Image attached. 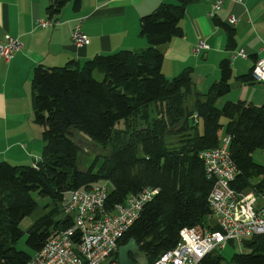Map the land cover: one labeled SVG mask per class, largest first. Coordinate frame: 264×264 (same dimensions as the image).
I'll use <instances>...</instances> for the list:
<instances>
[{
    "label": "trees",
    "instance_id": "trees-1",
    "mask_svg": "<svg viewBox=\"0 0 264 264\" xmlns=\"http://www.w3.org/2000/svg\"><path fill=\"white\" fill-rule=\"evenodd\" d=\"M69 1L53 0L47 7L49 17H56ZM195 1L161 3L142 16L145 49L99 54L82 64L72 60L63 66L35 67L32 105L44 147L33 164L0 163V264H26L52 236L73 223L64 210L69 193L103 181L110 184L106 200L110 212L147 187L158 190L120 240L121 245L133 239L150 264L176 246L182 230L195 226L216 230L209 203L214 181L207 176L200 153L219 146L224 136L230 137L237 168L232 188L264 192V164L253 158L255 150L264 151V103L238 100L217 106L231 88L232 59L220 62V79L206 92L194 84L192 68L171 79L162 70L161 47L184 35L181 21ZM80 4L74 0L75 8ZM213 19L225 28L227 48L234 50L235 29L216 15ZM253 67L237 80L255 82ZM77 132L107 151H93L95 158L84 164ZM34 193L50 201L28 229L26 251L17 243L24 235L21 221L38 206ZM241 246L228 258L221 251L211 252L200 264H264V235L244 239ZM112 258L118 261V250Z\"/></svg>",
    "mask_w": 264,
    "mask_h": 264
},
{
    "label": "crops",
    "instance_id": "crops-1",
    "mask_svg": "<svg viewBox=\"0 0 264 264\" xmlns=\"http://www.w3.org/2000/svg\"><path fill=\"white\" fill-rule=\"evenodd\" d=\"M52 1L0 0V39L9 34L21 43L9 61L0 58V163L29 165L41 158L42 127L34 121L32 105L36 66H63L72 60L82 64L99 54L145 49L148 42L140 35V18L161 3L176 2L81 0L80 6L75 8L74 0H70L56 17L50 18L47 7ZM212 1L196 0L186 7L181 21L184 35L161 47L164 74L171 79L185 68H192L194 84L206 92L220 79V62L231 58L230 91H235L236 95L230 94L226 100L254 103L255 94L264 100V86L258 85L263 82L243 84L237 80V76L250 72L256 59L264 58V0H226L216 13L217 19L226 24L230 15L238 18L233 26L236 31L234 50L227 48L225 28L210 16ZM38 19H50L53 24L41 28L36 25ZM78 22L89 38V43L81 47L74 44L71 36ZM200 40L208 48L197 52ZM241 49L247 56L233 58L232 54Z\"/></svg>",
    "mask_w": 264,
    "mask_h": 264
},
{
    "label": "built area",
    "instance_id": "built-area-1",
    "mask_svg": "<svg viewBox=\"0 0 264 264\" xmlns=\"http://www.w3.org/2000/svg\"><path fill=\"white\" fill-rule=\"evenodd\" d=\"M225 1L213 0L210 16L214 17ZM237 21L236 16L230 15L227 22L233 27ZM52 24L50 19L36 20L41 28ZM71 36L77 46L89 43L80 22ZM20 47L18 38L6 34L0 39V58L9 61ZM201 48H208L202 40L195 50ZM237 56L247 54L241 49L232 54L233 58ZM252 77L264 83V58L256 60ZM229 144L230 137L224 136L219 146L200 153L207 176L214 181L209 203L217 229L195 226L182 230L176 246L162 253L153 264H200L206 255L221 251L228 244L241 246L244 239L264 235V192L249 189L239 192L232 188L237 168ZM157 193V189L147 187L110 212L106 209L107 185L101 183L89 190L71 191L64 210L73 217V223L52 236L26 264H119L112 255L118 250L122 236Z\"/></svg>",
    "mask_w": 264,
    "mask_h": 264
},
{
    "label": "rangeland",
    "instance_id": "rangeland-1",
    "mask_svg": "<svg viewBox=\"0 0 264 264\" xmlns=\"http://www.w3.org/2000/svg\"><path fill=\"white\" fill-rule=\"evenodd\" d=\"M259 86H264V83H259ZM257 87V86H256ZM236 95L235 91H230L228 94L222 96L219 101L217 102L218 107H222L225 102L227 101L226 98L230 95ZM254 99H256L254 103L257 105H261L264 103V100H261L259 94L254 95ZM225 121V120H224ZM75 138L81 143L84 151L82 152V160L83 163L86 165H89L92 160L95 158L96 153L93 151H98L99 153L107 151L106 149L100 150L91 143V141L88 139V137L82 135L81 133H76ZM86 151V153H85ZM253 158L255 162L259 164H264V151L262 149H257L253 152ZM261 180L262 178H258L257 180ZM256 180V181H257ZM102 184L107 185L108 188H110V184L108 181H103ZM34 198L38 201L37 208L28 216H26L20 223V227L24 230V235L17 243L18 249H23L26 251H29V248L26 245V238L28 237V229L31 227V225L46 211L47 207L46 204L50 201L49 198L46 197H40L37 195V193L33 194ZM242 250V246H233L231 244H228L223 250H221L222 254L225 257H230L236 252H240Z\"/></svg>",
    "mask_w": 264,
    "mask_h": 264
},
{
    "label": "water",
    "instance_id": "water-1",
    "mask_svg": "<svg viewBox=\"0 0 264 264\" xmlns=\"http://www.w3.org/2000/svg\"><path fill=\"white\" fill-rule=\"evenodd\" d=\"M119 264H150L146 255L140 251L138 244L131 239L118 247Z\"/></svg>",
    "mask_w": 264,
    "mask_h": 264
},
{
    "label": "flooded vegetation",
    "instance_id": "flooded-vegetation-1",
    "mask_svg": "<svg viewBox=\"0 0 264 264\" xmlns=\"http://www.w3.org/2000/svg\"><path fill=\"white\" fill-rule=\"evenodd\" d=\"M122 245V244H121Z\"/></svg>",
    "mask_w": 264,
    "mask_h": 264
}]
</instances>
